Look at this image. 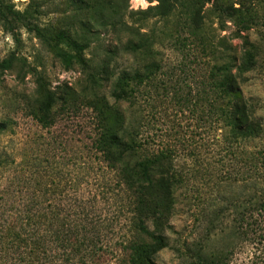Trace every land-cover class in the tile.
<instances>
[{"label": "rangeland", "instance_id": "1", "mask_svg": "<svg viewBox=\"0 0 264 264\" xmlns=\"http://www.w3.org/2000/svg\"><path fill=\"white\" fill-rule=\"evenodd\" d=\"M88 1L101 16L92 17L80 0H6L24 20L7 26L0 22V122H5L0 131V237L14 224H25L32 239L59 226L68 243H83V264H128L130 245L152 241L135 228L131 194L97 150L95 105L102 103L142 116L150 128L146 135L178 146L175 164L183 182L175 206L163 220L146 221L152 232L166 238L167 245L154 254L158 264H203L221 258V251H228L230 264H264V218L259 221L249 213L263 184L250 177V162L223 157V146L211 144L198 127L191 104L176 102L161 84L152 104L146 92L137 105L117 102L112 95L122 70L151 60L126 47L143 33L154 38L157 58L175 73L182 64L201 69L221 62V36L234 30L228 22L230 27L221 32V0L207 2L196 19L181 7L170 16L145 17L141 10L158 0ZM255 6L257 24L248 35L260 55L243 91L256 101V114L264 122V0H255ZM30 24L47 27L49 33L64 29L85 36L86 62L75 60L66 68ZM230 41L241 55L242 40ZM6 59H12L9 68L2 66ZM40 83L53 93L48 123L36 116L41 114ZM258 147L264 148V133L246 144L251 152ZM226 170L239 175L224 178ZM241 213L247 214L245 229ZM48 239L55 246L56 237ZM45 255L61 264L68 251ZM78 258L72 257V264Z\"/></svg>", "mask_w": 264, "mask_h": 264}, {"label": "trees", "instance_id": "2", "mask_svg": "<svg viewBox=\"0 0 264 264\" xmlns=\"http://www.w3.org/2000/svg\"><path fill=\"white\" fill-rule=\"evenodd\" d=\"M80 1L84 4L83 9L92 13V17L102 15L96 5H89L88 0ZM92 1L97 4L98 0ZM158 1L141 10L145 17L170 16L177 7H181L183 13L196 19L210 0ZM22 20L24 18L20 11L14 10L13 5L6 0H0V22L3 25H11ZM228 22H231L234 30L221 36V62L208 64L201 69L182 64L179 73H175L174 70L166 69L163 60L157 58L154 38L151 35L143 33L139 39L130 40L126 44L129 50L143 54L151 60L140 68L122 70L113 83L112 95L117 102L130 101L137 105L140 94L144 96L146 92L150 99L149 104H152L154 91L161 84L163 90H168V94L172 93L176 102H189L198 127L205 131L211 144H216L220 148L223 146L221 149L225 153L223 157L250 162V177L254 178L256 185H263L257 189L256 196L251 201L254 210L249 213L251 217L260 221L262 215L264 218V148L258 147L251 152L246 149V144L261 139L264 122L262 117L256 114V101L246 96L243 91V84L248 79L247 74L255 69L260 55L259 46L248 35V31L257 24L255 0H221V32L230 27ZM29 26L43 37L66 68H70L75 60L80 63L86 62L84 53L89 44L85 36L82 35V38L77 35L78 33H70L64 29H56L49 33L51 31L49 28L38 24ZM235 37L242 40L243 49L239 56L235 52L236 47L230 41V38ZM11 65L12 59L2 62L4 68ZM37 93L41 99L39 102L41 114L36 116L44 123H48L53 93L44 83H40ZM95 109L100 128L96 141L97 150L105 160H108L109 165L118 171L121 181L131 194L135 228L140 233L149 235L152 240L150 243L130 245L128 264H158L154 260V254L167 245L166 238L163 234L152 232L146 221L163 220L166 213L175 206L176 191L183 182L175 164L179 155L178 146L168 141L163 142L162 139L156 140L154 135H146L147 132L150 133V128L142 116L131 117L121 110L119 105L106 107L100 103L95 105ZM3 129L5 122H0V131ZM157 137L160 138L158 135ZM218 154L221 156V152ZM129 160L136 161L131 163ZM224 173V178L239 175L238 172L235 174L229 170ZM55 215L57 217V214ZM246 216V213H241L239 223L242 229H245ZM27 217L35 220L31 214L30 216L27 214ZM261 224H264V219L261 220ZM62 232L58 226L52 232L53 235L48 234L50 237H56L53 241L54 246L46 234L32 239L26 231L25 224L6 227L0 237V264H55L56 260L47 261L45 254L49 250L62 249L64 252L68 251V257L62 258L61 264H72V257L77 256L79 257L77 263L83 264L81 261L83 243L80 240L68 243ZM244 233L242 231L243 235ZM229 261L228 251H221V258L205 259L202 263L230 264Z\"/></svg>", "mask_w": 264, "mask_h": 264}]
</instances>
